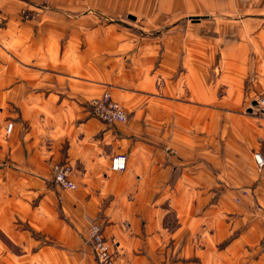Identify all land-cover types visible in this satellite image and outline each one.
I'll use <instances>...</instances> for the list:
<instances>
[{
	"label": "crops",
	"instance_id": "obj_1",
	"mask_svg": "<svg viewBox=\"0 0 264 264\" xmlns=\"http://www.w3.org/2000/svg\"><path fill=\"white\" fill-rule=\"evenodd\" d=\"M34 3L0 0V264H97L94 221L116 264H264V167L253 159L264 117L236 88L214 110L177 102V85L158 95V74L181 53L210 67L207 23L221 38L226 21L243 22L260 67L264 0ZM106 91L127 123L91 116ZM119 156L125 167L112 170ZM55 163L73 167L76 190L52 182Z\"/></svg>",
	"mask_w": 264,
	"mask_h": 264
},
{
	"label": "rangeland",
	"instance_id": "obj_2",
	"mask_svg": "<svg viewBox=\"0 0 264 264\" xmlns=\"http://www.w3.org/2000/svg\"><path fill=\"white\" fill-rule=\"evenodd\" d=\"M34 1L35 6L38 8V2L36 0ZM26 2H29V0ZM23 16H27V13ZM237 22L238 23L235 24L234 21H226V24L221 25V31L225 29L226 32V34L222 35L221 38L219 37V32H215V26L213 23H207V29H205L208 37L212 41H218L217 45L215 46L216 50L210 53V67L207 68L198 65L195 62L197 61L196 59L192 61L193 63H191L193 66L188 63L186 65V63L183 61L186 53H181L179 56L180 62L173 66V68L170 67L168 74H158V95H165V85H171L169 87V95H171V93H173L171 87L177 85L179 96L177 98L173 97L174 99H177V102L190 103L191 105L193 104L195 108L208 107L214 110L220 108V106H223L222 103L224 104L225 101L223 97H228L231 89L235 91L236 88L237 96L241 97L242 95L243 103H246V106L249 108L248 110L251 113H256L260 117H264V112L256 110L252 105L254 101L264 96V85L257 81V78L259 77L264 78V63H262L264 62V56H262V54L261 56L259 55L261 59L258 65H260V67L257 68V53L251 51L249 44L250 37L240 34L239 32L244 31V34H246L245 32L246 30L249 31V27H246L241 21ZM238 35H240V37ZM224 43L227 46V51H220L219 48L222 47ZM245 43L247 44L246 46ZM240 44H242V46H240ZM234 45H237L235 47L236 50H233ZM160 54L161 55L158 56V68L162 57V53ZM224 54L226 55L225 59L235 60L240 63V66H224L221 62L224 58ZM241 78L242 80L240 81L239 79ZM192 88L195 89V94L203 91L208 92L211 96L210 102H201L202 100H200L199 97L192 94ZM228 105L229 104H227V106ZM171 118V116L168 117L163 123L166 125V127L171 126ZM167 131V136L170 137V132L169 130ZM195 135H197V132H195ZM168 139L170 140V138ZM261 242L262 243L260 246L262 249H264V237H262Z\"/></svg>",
	"mask_w": 264,
	"mask_h": 264
},
{
	"label": "built area",
	"instance_id": "obj_3",
	"mask_svg": "<svg viewBox=\"0 0 264 264\" xmlns=\"http://www.w3.org/2000/svg\"><path fill=\"white\" fill-rule=\"evenodd\" d=\"M28 1V0H26ZM34 0H29L32 2ZM38 8L48 10L49 0H36ZM26 15V12H23ZM253 103H255L253 105ZM252 105L260 112H264V96L254 101ZM91 116L95 117L107 126L117 124H125L127 122V114L123 107L114 101L109 92H104L100 97L89 101ZM12 123H9L5 129V135L8 136L12 130ZM253 159L258 167H264V155L260 152L253 154ZM125 167V157L119 156L112 160V170H123ZM52 182L62 189L76 190L77 185L72 181L73 167L69 163H55L52 165ZM88 243L92 248L97 264H116V251L112 244L104 237L102 226L94 221L89 225L87 230Z\"/></svg>",
	"mask_w": 264,
	"mask_h": 264
},
{
	"label": "water",
	"instance_id": "obj_4",
	"mask_svg": "<svg viewBox=\"0 0 264 264\" xmlns=\"http://www.w3.org/2000/svg\"><path fill=\"white\" fill-rule=\"evenodd\" d=\"M255 103H253V105H254Z\"/></svg>",
	"mask_w": 264,
	"mask_h": 264
}]
</instances>
